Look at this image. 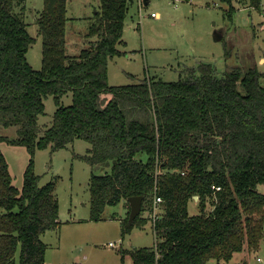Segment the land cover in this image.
<instances>
[{
    "label": "trees",
    "instance_id": "obj_1",
    "mask_svg": "<svg viewBox=\"0 0 264 264\" xmlns=\"http://www.w3.org/2000/svg\"><path fill=\"white\" fill-rule=\"evenodd\" d=\"M225 1L233 20L237 7ZM248 1L259 8L262 0ZM131 3L101 0L86 32L88 45L71 54L68 0H44L36 19L42 67L35 69L27 57L36 37L24 19L25 0H0V124L18 125L15 137L0 134V141L31 153L19 188L0 148V264H17L18 252L20 264H80L46 262L40 235L60 224V201L53 181L40 183L34 160L38 148L56 150L76 138L90 142L86 153L76 154L92 168L90 219H102L108 204L124 199L126 235L147 222L144 212L156 194L162 197L153 222L157 240L130 250L134 264H207L258 247L264 230V191L258 188L264 182V72L254 63L217 75L213 63L201 61L185 78L146 75L111 84L109 60L122 52L117 45ZM69 90L72 102L63 104ZM49 95L57 107L41 131ZM195 194L200 211L191 214ZM131 195L143 196L144 210L132 221Z\"/></svg>",
    "mask_w": 264,
    "mask_h": 264
},
{
    "label": "rangeland",
    "instance_id": "obj_2",
    "mask_svg": "<svg viewBox=\"0 0 264 264\" xmlns=\"http://www.w3.org/2000/svg\"><path fill=\"white\" fill-rule=\"evenodd\" d=\"M138 1L132 0L125 19L123 41L117 45L122 52L109 60L111 84L136 82L146 75L166 80L185 78L189 75L188 68L201 61L213 63L217 75L234 65L254 63L264 72V0L259 8L248 6V0H232L237 7L233 20L228 18L229 2L225 0H150L141 7ZM100 3L101 0H68V53L77 54L88 45L86 32ZM43 4L44 0H26L24 10L28 30L36 37L27 51L35 69L42 67L43 39L36 19ZM152 11H158L159 16H152ZM261 82L264 84V74ZM61 102H72L71 90L63 94ZM56 107L54 96L49 95L45 112L39 117L41 131L51 124ZM17 128L16 124H0V134L15 137ZM89 146L86 139L76 138L59 149L44 147L35 152L40 183L53 181L60 201V224L40 235L47 243L45 259L50 263L77 259L81 264H121L124 253V264H134L130 250L153 245L157 240L154 220L145 211L147 222L123 235L121 218L127 215L123 199L108 204L102 219H90L92 168L76 155L86 153ZM0 148L8 159L14 184L21 188L31 153L25 145L5 140L0 141ZM138 157L146 159V154L141 152ZM258 188L264 191V182ZM189 211L191 214L200 211L195 199L190 200ZM110 241L115 245H110ZM17 257L20 264L19 252ZM215 263L212 259L207 264ZM220 264H264V230L257 248L236 251L232 258L221 259Z\"/></svg>",
    "mask_w": 264,
    "mask_h": 264
},
{
    "label": "built area",
    "instance_id": "obj_3",
    "mask_svg": "<svg viewBox=\"0 0 264 264\" xmlns=\"http://www.w3.org/2000/svg\"><path fill=\"white\" fill-rule=\"evenodd\" d=\"M138 4H141V5H139V7H141V6H143V4H146V3H145V0H139ZM151 15L152 16H159V12L158 11H152ZM213 188L215 190H219V189H221V185L214 184ZM161 201H162L161 195L156 194V196L154 198L153 207H152V209L150 211L151 218H152V220H154L153 222H155V220L161 215V212H160L161 211V209H160L161 208V206H160L161 205L160 204ZM109 244L110 245H115V242L110 241Z\"/></svg>",
    "mask_w": 264,
    "mask_h": 264
},
{
    "label": "water",
    "instance_id": "obj_4",
    "mask_svg": "<svg viewBox=\"0 0 264 264\" xmlns=\"http://www.w3.org/2000/svg\"><path fill=\"white\" fill-rule=\"evenodd\" d=\"M145 3H148V0H145ZM194 197L198 198V194H195ZM130 201V216L129 219L132 221L136 215L143 214L144 210L142 209V195H131L128 197Z\"/></svg>",
    "mask_w": 264,
    "mask_h": 264
},
{
    "label": "crops",
    "instance_id": "obj_5",
    "mask_svg": "<svg viewBox=\"0 0 264 264\" xmlns=\"http://www.w3.org/2000/svg\"><path fill=\"white\" fill-rule=\"evenodd\" d=\"M149 1L150 0H148V3H149ZM25 3H26V0H25ZM148 3H146V4H148ZM99 6H100V4H99ZM248 6H250V5H248ZM250 7H252V6H250ZM81 50V49H80ZM79 50V51H80ZM198 199H199V197L197 198V197H195V202L196 203H198ZM123 204H124V208H125V210H126V212H128V209H129V207H128V204H127V202L123 199ZM126 250V249H125ZM126 253H127V251H126ZM124 257H125V255H124ZM122 258V257H121ZM212 259H215L216 260V263L215 264H220V261L221 260H217L216 258H211V259H209L208 260V262L210 261V260H212ZM75 261H77V262H79L80 264H81V261H78L77 259H74V261H72V262H75ZM46 262H49V261H46ZM207 262V263H208ZM122 264V263H121Z\"/></svg>",
    "mask_w": 264,
    "mask_h": 264
}]
</instances>
